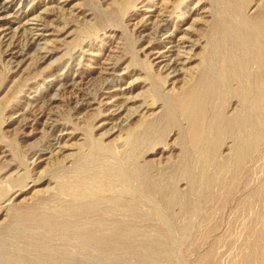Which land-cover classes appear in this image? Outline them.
I'll use <instances>...</instances> for the list:
<instances>
[{
  "label": "rangeland",
  "instance_id": "obj_1",
  "mask_svg": "<svg viewBox=\"0 0 264 264\" xmlns=\"http://www.w3.org/2000/svg\"><path fill=\"white\" fill-rule=\"evenodd\" d=\"M0 7V264H264V0Z\"/></svg>",
  "mask_w": 264,
  "mask_h": 264
},
{
  "label": "bare ground",
  "instance_id": "obj_2",
  "mask_svg": "<svg viewBox=\"0 0 264 264\" xmlns=\"http://www.w3.org/2000/svg\"><path fill=\"white\" fill-rule=\"evenodd\" d=\"M4 8H2V7H0V11L1 10H3ZM30 38V41H28L27 43L29 44V46L32 44V42H34L35 41V36L34 35H32V36H30L29 37ZM26 46V45H25ZM27 48V47H26ZM25 49V48H24ZM21 49H19V51L17 50L15 53H14V57H15V59H17L18 60V62H16L15 61V63H16V65L15 66H18V64H19V62L20 61H22V60H20V59H18V57H20L21 56ZM169 55V54H168ZM167 57V56H166ZM183 57V56H182ZM181 57H179V55H177L176 57H171L170 59H169V62L167 63V66H165V68H164V70L166 69L167 71H169L168 73H173L174 71H175V69L178 67V65H180L181 63H183L182 61H181ZM261 60H263V63H264V59H261ZM260 60V61H261ZM14 63V64H15ZM205 64V63H204ZM210 64V63H209ZM263 65V64H262ZM205 66V67H204ZM203 67H204V70L205 71H207L208 72V66H207V64L206 65H204ZM203 85V84H202ZM206 85V84H205ZM201 86V85H200ZM199 86V87H200ZM198 87V86H197ZM208 87L210 88V85H208ZM190 91V90H189ZM193 92V91H192ZM188 93V94H182L183 95V99L185 98V105H187L188 103L189 104H193L192 102H195V104H196V106L198 107L199 105H200V107H202V106H205V104L206 103H208L207 102V100H208V98H209V96L211 95V92H210V89H208V92L207 93H205V94H203V95H201L199 92V96L198 95H196L195 93ZM195 92V91H194ZM197 93V94H198ZM182 95H180V96H182ZM179 98V97H178ZM181 98V97H180ZM243 99H245V98H243ZM180 100V99H179ZM246 100V99H245ZM84 102H86L85 100H84ZM181 102V101H180ZM191 102V103H190ZM87 103V102H86ZM81 104V103H80ZM88 104V103H87ZM183 104V103H182ZM185 105H183V108L185 109V108H187V106L185 107ZM189 106V105H188ZM194 107H195V105H194ZM194 107H192V108H194ZM196 108V107H195ZM117 109H119V108H114V110H116V113L118 114V113H120V111H121V108L119 109V110H117ZM183 109V110H184ZM198 109V110H197ZM186 110H188V109H186ZM186 110H184L185 112H186ZM192 110V109H191ZM196 110V113L194 114L195 116L197 115H201V116H203V113H204V111H202L200 108H196L195 109ZM192 112V111H191ZM249 113V112H248ZM187 114V113H186ZM247 114V113H246ZM188 115V114H187ZM247 117H248V115H247ZM197 119H199L198 117H196ZM239 120V118L238 117H233L232 119H229L228 120V123H230L231 125L233 124V123H235L236 121H238ZM200 121V120H199ZM223 122V121H222ZM249 122H250V120H249ZM251 123V122H250ZM195 126V125H194ZM191 128H192V125H191ZM198 128V127H197ZM197 128H192L193 129V131H192V135H191V139H192V141H196V139L197 138H200V137H198V135H199V131L197 130ZM224 131H225V129H224ZM204 132V131H203ZM222 133V132H221ZM201 134H202V132H201ZM133 141L135 142V140L137 139V137L135 136V137H133ZM197 140H199V139H197ZM257 139H253V137H251V135H247V138H244L243 140H242V145H243V147H244V149H248V148H253L254 147V145L257 143ZM137 142V141H136ZM189 143H190V141H189ZM197 145V144H196ZM241 145V146H242ZM194 146V145H193ZM242 148V147H241ZM202 153V152H201ZM140 173V172H139ZM141 176V175H140ZM67 187V186H66ZM74 189H76V188H74ZM66 191H67V189H66ZM78 191V190H77ZM80 191V190H79ZM171 192H173L172 194L174 195V198L172 199L173 201L175 200V199H177V194H178V198H183V196L180 194V193H177L176 191H174V189H172L171 190ZM79 193V192H78ZM185 197V196H184ZM188 197V196H187ZM185 200V202H186V198L184 199ZM180 201V200H179ZM181 202H184V201H181ZM172 203V202H171ZM186 204V205H185ZM219 204V203H218ZM183 205V204H182ZM184 208L185 209H188L189 207H188V204L187 203H184ZM81 209V208H80ZM185 211V210H184ZM91 236V235H90ZM92 238H94V237H92ZM97 239V238H96ZM96 239H95V241H96ZM92 241H94V240H92ZM91 241V242H92ZM97 242V241H96ZM254 245H255V243H253L252 242V244H251V249H253L254 248ZM250 256H251V251H250V253L247 255V257H246V263L248 264V260H249V258H250Z\"/></svg>",
  "mask_w": 264,
  "mask_h": 264
}]
</instances>
